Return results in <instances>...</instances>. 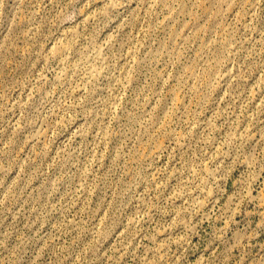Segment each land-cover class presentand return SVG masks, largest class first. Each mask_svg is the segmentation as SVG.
<instances>
[{
	"label": "rangeland",
	"instance_id": "rangeland-1",
	"mask_svg": "<svg viewBox=\"0 0 264 264\" xmlns=\"http://www.w3.org/2000/svg\"><path fill=\"white\" fill-rule=\"evenodd\" d=\"M0 264H264V0H0Z\"/></svg>",
	"mask_w": 264,
	"mask_h": 264
},
{
	"label": "bare ground",
	"instance_id": "bare-ground-1",
	"mask_svg": "<svg viewBox=\"0 0 264 264\" xmlns=\"http://www.w3.org/2000/svg\"><path fill=\"white\" fill-rule=\"evenodd\" d=\"M155 1L160 2V1H162V0H155ZM97 60H98V57H96L95 62H96ZM95 62H94V64L89 68L88 73H89V74H92V75H95V76L98 77V75L101 76L102 71L96 68V66H95Z\"/></svg>",
	"mask_w": 264,
	"mask_h": 264
}]
</instances>
